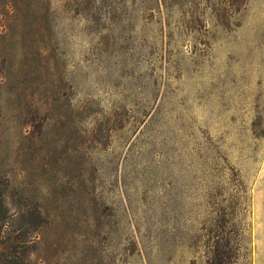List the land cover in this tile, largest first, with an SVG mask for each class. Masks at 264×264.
<instances>
[{"label": "rangeland", "instance_id": "obj_1", "mask_svg": "<svg viewBox=\"0 0 264 264\" xmlns=\"http://www.w3.org/2000/svg\"><path fill=\"white\" fill-rule=\"evenodd\" d=\"M13 243L36 263L264 264V0H0Z\"/></svg>", "mask_w": 264, "mask_h": 264}, {"label": "trees", "instance_id": "obj_2", "mask_svg": "<svg viewBox=\"0 0 264 264\" xmlns=\"http://www.w3.org/2000/svg\"><path fill=\"white\" fill-rule=\"evenodd\" d=\"M22 246L17 244H5L0 248V258L3 259L4 262H0V264H50V263H36L32 261L25 262L21 255L23 253ZM34 249L31 250V256L34 255ZM2 261V260H1ZM58 264V263H52Z\"/></svg>", "mask_w": 264, "mask_h": 264}]
</instances>
